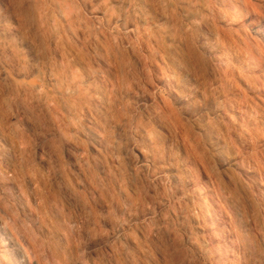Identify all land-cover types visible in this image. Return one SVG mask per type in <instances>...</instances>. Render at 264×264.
<instances>
[{
  "label": "clouds",
  "instance_id": "1",
  "mask_svg": "<svg viewBox=\"0 0 264 264\" xmlns=\"http://www.w3.org/2000/svg\"><path fill=\"white\" fill-rule=\"evenodd\" d=\"M0 264H264V0H0Z\"/></svg>",
  "mask_w": 264,
  "mask_h": 264
}]
</instances>
